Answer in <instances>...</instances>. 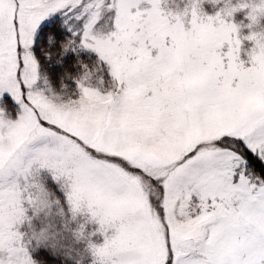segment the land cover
I'll return each instance as SVG.
<instances>
[{"label": "snow or ice", "instance_id": "snow-or-ice-1", "mask_svg": "<svg viewBox=\"0 0 264 264\" xmlns=\"http://www.w3.org/2000/svg\"><path fill=\"white\" fill-rule=\"evenodd\" d=\"M211 4L0 0V264H36L42 233L20 225L46 206L44 170L98 223L93 264H264V52ZM70 51L64 100L38 56Z\"/></svg>", "mask_w": 264, "mask_h": 264}, {"label": "rangeland", "instance_id": "rangeland-1", "mask_svg": "<svg viewBox=\"0 0 264 264\" xmlns=\"http://www.w3.org/2000/svg\"><path fill=\"white\" fill-rule=\"evenodd\" d=\"M204 7L209 14H214L218 6L214 7L211 3H205ZM113 16L114 13L106 12L97 27L104 31L109 30ZM62 19L60 13L54 14L42 22L40 31L43 27L55 24ZM235 19L237 22L245 20V23H247L244 12L237 13ZM244 31L247 34L248 30L245 29ZM68 35L71 34L68 33ZM245 47H250V43L245 42ZM76 57L77 53L70 51L63 58V62L67 59L75 61ZM95 58L96 54L94 52L79 50V59L89 63L90 66ZM56 60V56H54L51 60L46 58L44 61L48 68H57L60 64H57ZM41 75L47 77L52 93H55L59 98L67 100L73 94L74 89L71 87L64 88L61 85L54 88L50 83L47 72L42 67V63ZM100 75L103 76V84L99 83V79L94 82L103 88L110 87L111 78L107 71ZM66 83L69 82L66 81ZM101 106L97 103L90 104L93 109ZM16 116L17 112L13 111L11 118L15 119ZM42 176L48 189L41 185L40 196L46 202V206L41 207L38 212L29 208L28 216L31 217V220L20 225V230L27 233L28 236H32L33 233L39 234L42 231H46L49 236V241L45 243L33 240L30 252L36 264H93L94 257L89 249V241L97 244H102L104 241L103 234L98 231V223L93 221L86 211L74 214L71 205L67 201L65 191L51 178V174L44 170ZM49 200L55 201L51 208L47 207Z\"/></svg>", "mask_w": 264, "mask_h": 264}, {"label": "clouds", "instance_id": "clouds-1", "mask_svg": "<svg viewBox=\"0 0 264 264\" xmlns=\"http://www.w3.org/2000/svg\"><path fill=\"white\" fill-rule=\"evenodd\" d=\"M193 3L198 4L199 12L206 15L204 9L205 3H220L221 0H192ZM247 8V11H245ZM234 10V11H233ZM193 11H196L194 8ZM223 12L229 23L233 24V31L240 37L241 43L248 40L250 37L255 40L254 47L259 48L264 52V0H223V7L220 9ZM244 12L245 20L236 21L235 17L237 13ZM171 14V13H170ZM180 15H183L181 13ZM182 24V21H178ZM247 29V34H245ZM262 52L257 53L259 57ZM55 201L49 200L47 207L51 208ZM37 242L45 243L49 241V236L46 231L41 232Z\"/></svg>", "mask_w": 264, "mask_h": 264}, {"label": "trees", "instance_id": "trees-1", "mask_svg": "<svg viewBox=\"0 0 264 264\" xmlns=\"http://www.w3.org/2000/svg\"><path fill=\"white\" fill-rule=\"evenodd\" d=\"M53 25L54 24L48 25L46 27H43L41 29V32L42 33H47L48 30L50 29V27H52ZM38 59H41L43 61L42 62V67L47 72L49 80H50V83H51V85L54 88H58V87L61 86L60 75L59 74L62 73L64 71V69L66 67H68L70 64H72V62L74 61L73 59H70V60L67 59L65 62H63V64H60V66L57 67V68L56 67L55 68H48L46 66V62L44 61L46 59V57L41 58V57L38 56ZM56 59H57V57H56ZM65 83H66V81H65Z\"/></svg>", "mask_w": 264, "mask_h": 264}]
</instances>
